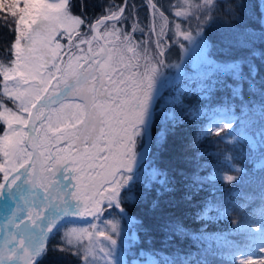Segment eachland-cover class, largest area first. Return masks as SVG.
Returning <instances> with one entry per match:
<instances>
[{
  "label": "snow or ice",
  "instance_id": "obj_1",
  "mask_svg": "<svg viewBox=\"0 0 264 264\" xmlns=\"http://www.w3.org/2000/svg\"><path fill=\"white\" fill-rule=\"evenodd\" d=\"M146 5L141 21L130 0H103L92 19L74 14L71 0H0V26L11 32L7 58H0V264H59L69 256L79 264H125L118 241L138 242L140 232L158 231L164 241L173 236L206 239L203 229L199 235L190 233L166 205L174 204L179 193L181 201L195 205L194 220L218 219L230 213L229 205L246 206L247 195L239 189L250 180L258 182L262 193L258 211L231 223L233 231L259 239L241 253L239 264H264V257L256 256L264 253V127L253 143L251 114L243 100L247 84L251 95L261 97L264 125V77L255 63H264V51L255 48L257 40L264 43V0L252 6L259 36L246 24L249 6L243 3L146 0ZM87 6L84 0L82 9ZM225 8L233 38L224 42L223 52L247 54L216 60L209 56L213 45L206 31L214 27L215 12ZM173 44L182 54L190 48L198 52L194 68L203 67V79L236 82L226 86L231 99L241 101L239 115L226 107L202 134L225 132L229 143L245 142L250 153L258 151L253 174L232 163L235 157L229 154L220 162L227 170L201 175L205 165L199 137L184 146L190 171L180 164L160 166L161 148L183 122L174 106L181 91H187L175 96L162 92L163 69L180 68L165 61ZM200 87L210 94L212 85ZM197 115L187 113L189 119ZM154 126L159 128L155 136ZM216 181L232 187L219 189L217 196ZM206 185H211L208 195L197 200ZM145 204H150L151 218L132 214ZM89 217L98 223L70 228L62 243H50L62 222ZM138 255L140 264H207L191 254L141 249Z\"/></svg>",
  "mask_w": 264,
  "mask_h": 264
},
{
  "label": "trees",
  "instance_id": "obj_2",
  "mask_svg": "<svg viewBox=\"0 0 264 264\" xmlns=\"http://www.w3.org/2000/svg\"><path fill=\"white\" fill-rule=\"evenodd\" d=\"M119 3L120 0H115ZM135 4L139 10L140 20L144 21L147 16L146 0H130ZM162 3H167V0H160ZM72 11L74 14L80 15L82 12L87 18L92 19L100 14L98 4L103 3V0H87L86 11L82 9L81 5L84 0H71ZM221 3H243L248 5L246 24L256 31V35L259 36V23L257 22L258 13L252 7L257 5L259 0H221ZM3 15V10L0 9V16ZM214 27H211L206 31L208 40L213 45L209 56L216 60L225 59L226 55L240 56L247 53L233 49L231 53L223 52L226 47L225 41L233 38V32L231 30L232 21L227 15V9L217 11L214 14ZM138 39L142 38L140 33H136ZM11 32L5 31L0 26V58H7V44L10 41ZM255 48L264 51V43L259 40L256 41ZM192 55L182 54L179 47L171 45L165 53V61L167 64L179 63L184 61V66L180 72L174 74L165 84L162 89L164 95L175 96L178 90L187 88V91H181L180 102L174 106V110L178 117L183 118V122L175 129V134H170L167 141L159 152V163L163 168H175L177 164L185 167L187 171L191 170V165L184 163V146L192 140L194 137H199V150L203 154L200 163L205 165V168L200 170L201 175H208L215 169H224L220 163L223 161L225 155H231L235 157L232 163L238 167L245 169L250 175L253 174L254 159L258 158L259 152L250 153L249 146L245 142L238 144L229 143L225 132H222L220 136L203 135L202 130H206L212 123V120L219 119L223 115L226 107H234L236 114L239 115L240 103L239 99L233 101L231 99V90L226 86L227 84H235V81L231 79H225L224 83L214 82L211 79H203L201 75L204 71L203 67L195 69L192 67ZM184 57V58H183ZM183 58V59H182ZM182 59V60H181ZM260 77H264V63L257 59L255 61ZM247 71V69H245ZM259 80V77H258ZM201 84L212 85L210 94L203 93L201 91ZM243 100L246 102V108L250 110L251 123L248 127L249 134L255 137L253 143L259 141V130L264 127L261 123L260 115V103L261 97L257 93L251 95L248 90V85H244ZM189 110L197 112L198 115L195 119H189L187 113ZM235 127V126H234ZM159 131L158 126H154L152 129L153 136ZM232 129H227V133H231ZM222 137L224 139H222ZM155 150V149H154ZM235 174V173H233ZM216 195L219 196V189H226L232 187L231 185H225L222 181H216ZM211 185H206L205 190L199 194L196 198L201 200L204 196L208 195ZM241 193L247 195V204L244 208L233 209L229 205L230 213L224 215L218 219L211 220H194L193 214L196 211L195 205L189 206L180 200L179 193L175 196V203L172 205H166L168 208V214L173 216H179L183 219V223L186 229L193 235H199L201 229L206 234V239L194 240L191 236L176 237L164 241L163 234L158 231H152L150 235H146L144 232L139 233V241H128L118 247V255L124 260L125 264H131L133 260L140 264L142 257L138 255L141 249L144 250H158L163 255H176L179 257L192 255L195 259L204 260L207 264H239L242 257L241 253L246 251L247 248L253 247L259 243V239H253L245 234L237 233L233 231V225L231 223L234 219H240L245 213L255 214L258 211V206L261 204L262 193L259 188L258 182L250 180L240 186ZM154 195V194H153ZM168 197H164L167 201ZM233 203L238 201L233 200ZM133 215L139 214L141 217L151 218L153 213L150 211V204H145L132 210ZM215 217V213L211 214ZM89 223V222H88ZM87 223V224H88ZM66 225H78V223L67 221L63 222L60 226ZM128 227V226H127ZM55 235L50 241L52 245L62 243L60 241L61 232ZM128 229V228H127ZM144 257L148 256V251L144 252ZM256 256L264 257V253L257 252ZM255 258V257H254ZM49 264H57L56 261H49ZM59 264H79L75 258L69 256L66 260L60 261Z\"/></svg>",
  "mask_w": 264,
  "mask_h": 264
},
{
  "label": "rangeland",
  "instance_id": "obj_3",
  "mask_svg": "<svg viewBox=\"0 0 264 264\" xmlns=\"http://www.w3.org/2000/svg\"><path fill=\"white\" fill-rule=\"evenodd\" d=\"M185 43H187V42H185ZM185 54H187V55H192L191 57H192V67H194V62H196L197 60H198V58H199V54H198V52H196V51H194V50H192L191 48H190V50L187 52V53H185ZM184 58V57H183ZM182 58V59H183ZM181 59V60H182ZM175 64H179V63H173V64H169V65H175ZM196 69V68H195ZM176 71H177V68H174V67H166V68H164L163 69V72H164V77H165V79H164V81H163V88L165 87V84L167 83V81L170 79V77H167V76H174V74L176 73ZM165 72H166V74H167V76L165 75ZM162 88V89H163ZM65 183H66V181H65ZM85 219H91V218H85ZM101 219H103V217L101 218ZM0 222H2V221H0ZM90 222H97V221H94V220H92L91 219V221ZM89 222V223H90ZM88 223V224H89ZM98 223V222H97ZM88 224H86V225H66L65 227H62L61 229H60V233H59V235H60V241H62L63 242V235H64V232L66 231V230H68V229H70V228H73V227H76V228H81V227H87L88 226ZM100 227H105L103 224H100ZM121 227H122V229H124V231L125 232H127L128 231V227H127V224H126V222H124V221H121ZM128 241H130V240H127V241H125V240H119L118 241V245H121V244H125V243H127ZM119 251H118V249H117V253H118Z\"/></svg>",
  "mask_w": 264,
  "mask_h": 264
},
{
  "label": "water",
  "instance_id": "obj_4",
  "mask_svg": "<svg viewBox=\"0 0 264 264\" xmlns=\"http://www.w3.org/2000/svg\"><path fill=\"white\" fill-rule=\"evenodd\" d=\"M182 66H183V63H181L180 68H179V71L181 70Z\"/></svg>",
  "mask_w": 264,
  "mask_h": 264
}]
</instances>
